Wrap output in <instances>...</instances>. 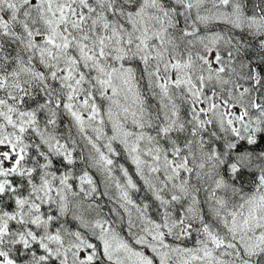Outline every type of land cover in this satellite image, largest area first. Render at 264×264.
<instances>
[{
	"label": "snow or ice",
	"instance_id": "obj_1",
	"mask_svg": "<svg viewBox=\"0 0 264 264\" xmlns=\"http://www.w3.org/2000/svg\"><path fill=\"white\" fill-rule=\"evenodd\" d=\"M0 264H264V0H0Z\"/></svg>",
	"mask_w": 264,
	"mask_h": 264
}]
</instances>
